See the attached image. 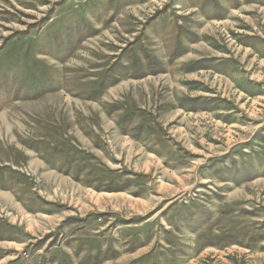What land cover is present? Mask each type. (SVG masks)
I'll return each mask as SVG.
<instances>
[{"label":"rangeland","instance_id":"rangeland-1","mask_svg":"<svg viewBox=\"0 0 264 264\" xmlns=\"http://www.w3.org/2000/svg\"><path fill=\"white\" fill-rule=\"evenodd\" d=\"M262 128L264 0H0V264H264Z\"/></svg>","mask_w":264,"mask_h":264},{"label":"crops","instance_id":"crops-1","mask_svg":"<svg viewBox=\"0 0 264 264\" xmlns=\"http://www.w3.org/2000/svg\"><path fill=\"white\" fill-rule=\"evenodd\" d=\"M4 180L0 181V190L4 189V190H8V188H10V179L8 178L7 174H4L3 176ZM18 184L16 187H21L22 186V190L23 188V184L22 181H20V183L17 181ZM105 191V190H104ZM201 205L198 207V209H194L191 212H189L190 214V220L193 222H197L199 223V225H197V227L195 228L196 231L199 230L200 228V238L202 239L201 242V247L199 249V254L202 255V253L205 250H213V251H222V250H227L229 248H231L232 246H244L243 248L246 249L247 251L250 250V248L248 247L249 245H247L246 243L249 242L248 241V235L249 233L247 232V230L245 228L242 229H230V230H225L224 227H220V222L222 221V219L226 218L230 213H232L233 211H235V209L233 207H229V208H225V207H219V205H207L204 203H200ZM203 205V206H202ZM233 208V209H232ZM45 211V212H44ZM43 211V213L45 214L46 212H48V214H52V212L50 213V211H46V209ZM91 216V215H90ZM88 216V217H90ZM137 220V219H136ZM138 221V220H137ZM133 222V220L131 221ZM125 225H127L126 223H124ZM170 225L167 226H171L173 227L175 224L174 223H169ZM143 226V225H142ZM140 226V227H142ZM201 226L206 227L207 228V236H202V229ZM176 227L179 229V227L176 225ZM193 230V231H195ZM251 231V230H250ZM169 234V235H168ZM184 234L185 231H184ZM169 237L170 240H173L174 243H170L167 240V237ZM217 236H221V237H225L226 240L224 242H219L216 241L214 242L212 239L216 238ZM164 237H165V243H161V242H156V245L160 244H165L167 247L171 246V249H178L180 252L184 253V246L186 243H182L183 241L180 240V238L177 236V234L175 233V231H171V230H166L164 232ZM252 239V236H250ZM238 238H240L239 240H237ZM106 239V238H104ZM103 239V240H104ZM250 239V240H251ZM223 240V239H222ZM253 240H255L256 243H258L259 241L257 240V237L253 236ZM261 242H264V238L261 239ZM150 243V242H149ZM100 244V243H98ZM153 244V243H152ZM108 245V244H107ZM195 245V244H193ZM242 245V246H241ZM182 247L181 249H179V247ZM189 246L192 247V245L189 243ZM155 247H152L149 249V252H151V250H153ZM107 248L111 249V246H107ZM134 251L137 250L138 248L135 246L134 248H132ZM170 248H166V251H171ZM179 251L176 253L178 255L179 258H181L179 256ZM147 252V253H149ZM144 252L141 254L139 258L143 257ZM238 256H235V259ZM237 260H239L237 258ZM103 264H110V260L107 259V261H104Z\"/></svg>","mask_w":264,"mask_h":264},{"label":"trees","instance_id":"trees-1","mask_svg":"<svg viewBox=\"0 0 264 264\" xmlns=\"http://www.w3.org/2000/svg\"><path fill=\"white\" fill-rule=\"evenodd\" d=\"M204 9V8H203ZM204 13H206L205 12V9H204ZM146 61H148V62H156V58L154 57V55L152 56L150 53H148L147 55H146ZM246 92H249V93H251L249 90H247L246 88H243ZM207 102L208 103H212V102H214V100L211 98V99H207ZM213 106V105H212ZM212 106H211V108H212ZM203 109H206V108H201V110H203ZM194 110L195 111H198V109L196 110V108H194ZM193 110V111H194ZM228 121L229 122H232L230 119H228ZM141 128V127H140ZM139 128V129H140ZM262 130V132H264V128H262L261 129ZM259 136H262V135H255V137H253V139H250V140H248V142L247 143H245L244 145H245V148H250L251 149V147H255L256 146V144H260V146H261V149H264V140H263V137H262V141H259L258 140V138H259ZM256 137H257V139H256ZM261 142V143H260ZM250 153V152H249ZM262 155H264V150L262 151ZM221 162V160L219 161V163ZM254 166V163L250 166V167H253ZM260 167L262 168V172H261V174H264V163L263 162H261V164H260ZM216 171H218L219 173H222L224 170L222 169V168H216ZM238 173L236 172V176H239V175H237ZM258 174V173H257ZM0 176H2V174L0 175ZM8 178L10 179V178H12V179H10V181H9V183L10 182H13L16 178H14V177H11V176H8ZM109 178V180H106V183L105 184H101V185H99V187H97V189H99V190H101V189H104V190H108V191H115V190H124V189H121V188H119V187H123L122 185H120V183L118 182V179H116V177L115 178H111L110 176L108 177ZM228 178H230V179H228ZM228 178H226V177H223L222 178V180L223 181H225V182H228V181H230V180H233V181H238L236 178H232V177H230V176H228ZM245 178H243V180H244ZM98 180H101V176L99 177V179ZM243 180H241V181H243ZM101 182H102V180H101ZM13 184V183H12ZM97 186H98V183H97ZM101 186V187H100ZM115 186H116V188H115ZM169 235V234H168ZM169 237L170 236H168L167 237V240L170 242V243H174L173 242V240H170L169 239ZM221 239H224L223 237H221ZM135 246H132V248H134ZM182 247L180 246L179 247V249H181ZM171 251H172V253H173V257H174V262H176V264H180V258L178 257V255L176 254L179 250L178 249H171ZM112 251H110V253H111ZM163 252H167L166 250H164ZM152 253H153V251L150 253H147L146 254V256H143V257H141L142 259H145L147 256H150V255H152Z\"/></svg>","mask_w":264,"mask_h":264}]
</instances>
